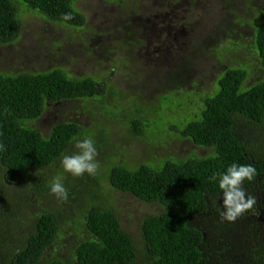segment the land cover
I'll use <instances>...</instances> for the list:
<instances>
[{
	"label": "trees",
	"instance_id": "trees-1",
	"mask_svg": "<svg viewBox=\"0 0 264 264\" xmlns=\"http://www.w3.org/2000/svg\"><path fill=\"white\" fill-rule=\"evenodd\" d=\"M77 1L0 0V46L8 47L21 38L29 14L53 25L83 27L86 16L76 8ZM225 2L235 17L234 22L230 17V32L239 31L234 29L236 25L251 31L245 38V51L232 37L228 49L206 52L203 60L212 66L214 76L206 91L197 96L199 108L194 113L188 111L189 101L173 95L176 105L169 101L176 108H186L188 114L170 132L204 153L193 150L183 159L173 154L151 156L132 167L106 156L112 142L103 128L100 130L105 132L94 135L98 133L95 129L91 132L58 117L46 134L32 124L50 106L119 96L122 91L110 83V72L77 76L63 67L0 71V143L4 145L0 151V224L6 226L0 227V264H264V6L255 0ZM152 4L155 10L158 5ZM254 8L261 12L256 15L250 11ZM65 13H71L73 19L65 21ZM228 33H219L218 39ZM195 64L196 58L183 64L177 74L165 75V81L182 83L181 78H186L197 93L202 86L187 71H195ZM177 89L186 99L184 89ZM97 106L105 108L104 104ZM82 107L88 108L87 104ZM140 107L138 116L129 113L127 118L133 139L152 132L154 119L150 117L159 111L153 105L148 106L149 112ZM85 133L93 135L98 157L106 162L97 157L95 175L73 177L60 167L61 154L74 151V138ZM233 162L255 166L257 175L245 187L256 197L257 205L228 222L219 214L220 190L210 178ZM57 174L64 176L69 189L65 202L50 192ZM22 191L29 200H24ZM121 195H130L138 201L135 204L157 207L132 222L134 232L123 226ZM68 225L73 230L66 239ZM63 237L73 242L67 250L61 248Z\"/></svg>",
	"mask_w": 264,
	"mask_h": 264
},
{
	"label": "rangeland",
	"instance_id": "rangeland-1",
	"mask_svg": "<svg viewBox=\"0 0 264 264\" xmlns=\"http://www.w3.org/2000/svg\"><path fill=\"white\" fill-rule=\"evenodd\" d=\"M255 1L264 6V0ZM151 2L158 5L155 10L151 8ZM75 6L86 16V23L81 28L53 25L39 15H27L21 27V38L8 47L0 46V71L25 69L36 72L63 67L77 76L110 72V83L122 92L106 101L98 98L73 100L50 106L43 117L32 125L48 134L49 127L59 117L86 126L91 132L95 129L98 133H92L94 135L105 132L100 130L103 128L112 142L105 152L106 156L129 163L132 167L148 161L151 156L173 154L183 159L193 150L204 153L189 140L179 139L170 132L173 124L182 123L188 116L186 108L174 107L177 103L174 97L189 101L188 111L194 113L199 108L197 96L206 91L214 76L212 66L204 63L206 52L214 48L219 51L228 49L232 37L240 44L238 48L245 51V38L251 36V31L236 25L233 27L239 31L230 32V21L234 22L235 17L229 12L225 0H78ZM238 6L242 12L246 11L245 6ZM254 9L250 11L256 12V15L261 12ZM133 10L134 13L131 12ZM242 16L246 14L242 13ZM222 32L229 33L221 34L218 39ZM194 58L195 71H187L202 86L197 93L194 94L195 88L189 86L186 78H181L182 83L165 81V75L172 71L177 74L183 64ZM212 58L214 62L213 54ZM247 63L245 60L243 65ZM216 67L219 68L218 65ZM251 68L254 71L253 65ZM178 87L184 89L182 92H185L186 99L181 96ZM218 89L217 86L215 92ZM135 91L138 93L135 94ZM169 101L174 105L166 106ZM85 104L88 107L86 110L82 107ZM103 104L105 108H96ZM149 105H153V110H159L150 117L154 119L152 132L142 139H133L127 119L129 113L138 116L140 106L149 112ZM131 118L135 120L133 116ZM98 159L105 164L106 158ZM23 194L24 200H29V195L22 191ZM21 200L14 207L16 210ZM120 202L123 226L131 232L136 228L133 221L139 220L146 211L157 210L153 204H145L148 207L142 202L135 204L138 201L130 195H121ZM3 225L0 224V227H6ZM72 227H66V239L72 237L68 235ZM18 231L23 233L22 228ZM65 238L61 248L67 250L73 242L65 241Z\"/></svg>",
	"mask_w": 264,
	"mask_h": 264
},
{
	"label": "clouds",
	"instance_id": "clouds-1",
	"mask_svg": "<svg viewBox=\"0 0 264 264\" xmlns=\"http://www.w3.org/2000/svg\"><path fill=\"white\" fill-rule=\"evenodd\" d=\"M65 21L73 19L71 13L63 15ZM171 101V99H170ZM170 105L169 103L166 106ZM74 151L61 154L60 167L64 173L73 177L84 174L95 175L99 168L98 150L92 134L85 133L82 138H74ZM4 145L0 143V151ZM257 175L252 164L231 163L223 171H218L210 178L217 183L218 198L222 201L219 214L223 220L235 222L248 210L257 205L256 197L249 194L245 182H251ZM50 192L61 202L69 198V189L65 187L64 176L57 174L50 184Z\"/></svg>",
	"mask_w": 264,
	"mask_h": 264
}]
</instances>
